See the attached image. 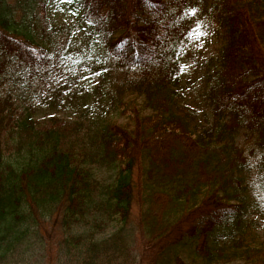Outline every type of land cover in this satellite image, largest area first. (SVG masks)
Listing matches in <instances>:
<instances>
[{
    "label": "trees",
    "instance_id": "16d2710c",
    "mask_svg": "<svg viewBox=\"0 0 264 264\" xmlns=\"http://www.w3.org/2000/svg\"><path fill=\"white\" fill-rule=\"evenodd\" d=\"M61 1L0 0V264H264V0Z\"/></svg>",
    "mask_w": 264,
    "mask_h": 264
},
{
    "label": "rangeland",
    "instance_id": "374dc122",
    "mask_svg": "<svg viewBox=\"0 0 264 264\" xmlns=\"http://www.w3.org/2000/svg\"><path fill=\"white\" fill-rule=\"evenodd\" d=\"M47 15L50 18H53L56 21H72L74 19L73 16V7H67L64 6L63 1L58 2V0H49V8ZM217 32H215V26L209 22H200L197 24L194 30L193 34V40H194V50L198 52L200 57H204L207 55L214 54L215 49L220 44L219 38L217 36ZM191 65H189V62L187 61L184 63V68L180 76H182V86L184 87V91L186 94V97H188L192 104L195 105L198 104L200 101V97H198V86H197V79L195 76L191 74ZM60 79L56 80L58 83ZM186 80V81H185ZM190 81V82H189ZM10 87H14L12 83H9L8 81H5V83H0V96L4 97L5 91L8 90ZM47 90L46 87L42 86L40 90H37V93L43 94ZM40 97H42L40 95ZM27 99V98H26ZM29 100H22V104H28ZM37 115L42 116H48L50 112L57 111L60 113L61 110L71 113L72 116H77L74 111H77V108H75V105L71 102L62 101V105H57L55 107H50L47 104H38L37 105ZM198 107V105H197ZM108 173L106 170L99 169L97 171L98 176L102 178L103 180L108 179ZM134 215H133V221L136 220L135 217V211L136 206H134ZM256 221L258 222L257 232L259 233L261 239L264 240V210L263 213L260 214V212L257 211L256 214ZM218 264H237L236 262H227V263H218Z\"/></svg>",
    "mask_w": 264,
    "mask_h": 264
}]
</instances>
